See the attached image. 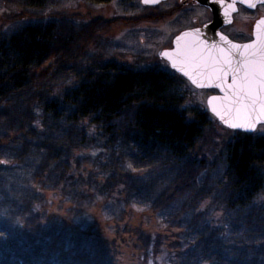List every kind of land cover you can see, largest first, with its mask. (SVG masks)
I'll use <instances>...</instances> for the list:
<instances>
[{
    "label": "trees",
    "instance_id": "obj_1",
    "mask_svg": "<svg viewBox=\"0 0 264 264\" xmlns=\"http://www.w3.org/2000/svg\"><path fill=\"white\" fill-rule=\"evenodd\" d=\"M12 1L33 15L59 0ZM76 21L43 14L0 30V264H61L48 239L62 233L63 220L31 215L42 190L75 181L70 160L89 145L98 149V193L121 184L127 204L181 232L169 264H264V135L229 129L206 163L198 148L212 115L186 105L184 78L165 64L80 60L98 28ZM53 55L52 72L37 78ZM126 231L141 263L155 264L160 235Z\"/></svg>",
    "mask_w": 264,
    "mask_h": 264
},
{
    "label": "rangeland",
    "instance_id": "obj_2",
    "mask_svg": "<svg viewBox=\"0 0 264 264\" xmlns=\"http://www.w3.org/2000/svg\"><path fill=\"white\" fill-rule=\"evenodd\" d=\"M193 7L187 5L175 10L176 0H163L154 5H143L140 0H112L106 4L59 0L53 6L38 9L31 15L12 0H0V30H9L35 15L55 14L65 19L74 18L77 24L88 21L98 28L80 60L86 57L90 60L104 58L105 61L135 67L164 65L158 51L169 47L171 38L181 28L196 25L202 19L200 8L196 5ZM56 56H51L35 69V74L39 76L37 78L52 72ZM178 89L185 93L186 105L205 109L208 90L198 89L188 82ZM211 119L207 131L209 136L202 140L198 148V152L205 155L206 163L218 155L222 141L229 136L228 128L213 116ZM253 132L264 135V124L257 125ZM97 152L98 149L90 145L81 152L77 151L75 158L70 160L72 169L68 172L75 181L41 191L42 199L37 202L39 207L31 216L36 217L38 213L40 220L37 221L41 223L51 217H59L64 222V230L59 236H49L48 251L61 264H146L145 261L141 263L143 260L134 249L133 242L128 241L130 235L126 230L137 226L151 235H160L161 249L155 255L154 263L169 264L170 244L180 239L181 232L166 230L158 221V216H154L150 210L127 204L128 201L118 190L121 184L114 186L112 192L98 193L102 183L95 162ZM13 166L16 173L23 174L22 166L20 168L17 161ZM71 189L74 197L68 192ZM108 194L110 196H105ZM209 203V198L203 200L200 209ZM222 207L221 204L214 206L213 224H217ZM89 221L94 224L88 225Z\"/></svg>",
    "mask_w": 264,
    "mask_h": 264
},
{
    "label": "water",
    "instance_id": "obj_3",
    "mask_svg": "<svg viewBox=\"0 0 264 264\" xmlns=\"http://www.w3.org/2000/svg\"><path fill=\"white\" fill-rule=\"evenodd\" d=\"M160 1L163 0H157L156 3H144V0H140V3L154 5ZM194 1L210 8L211 20L201 26L181 29L172 37L171 46L160 49L158 56L170 69L196 88H216L217 93L208 95L205 105L207 111L221 125L232 130L253 132L257 125L264 124V106L258 103L253 111L247 99H242V84L246 74L250 75L254 71V93L262 86L260 78L264 77V52L252 43L234 42L218 30L220 22L217 3L210 0ZM225 61H230V65ZM174 63L176 67H173ZM234 69L239 71L234 73ZM224 72L227 75H224ZM234 75L236 85L229 87L233 85ZM193 80L196 83H193ZM218 84L220 87H216ZM258 99L264 100V92L259 93ZM232 124L244 126L233 128L230 126ZM253 124L255 127H250Z\"/></svg>",
    "mask_w": 264,
    "mask_h": 264
},
{
    "label": "flooded vegetation",
    "instance_id": "obj_4",
    "mask_svg": "<svg viewBox=\"0 0 264 264\" xmlns=\"http://www.w3.org/2000/svg\"><path fill=\"white\" fill-rule=\"evenodd\" d=\"M176 3L177 8H174L175 10L182 9L187 5L192 9L195 8L194 5L200 8L202 19L198 24L188 27L201 26L212 18L210 8L198 4L194 0H176ZM215 3L218 5L217 13L220 22L218 30L234 42H249L261 48L264 52V0H244V2H241V0H221V2ZM229 5L232 7H229ZM184 80L190 83L187 79L184 78ZM200 89L208 90V95L217 93L216 88L211 86L201 87Z\"/></svg>",
    "mask_w": 264,
    "mask_h": 264
},
{
    "label": "snow or ice",
    "instance_id": "obj_5",
    "mask_svg": "<svg viewBox=\"0 0 264 264\" xmlns=\"http://www.w3.org/2000/svg\"><path fill=\"white\" fill-rule=\"evenodd\" d=\"M157 0H144V3H156ZM210 2H221V0H210ZM241 2H244V0H241ZM229 7H232L231 5H229ZM199 31V30H197ZM223 38V37H222ZM179 39V38H178ZM247 47V46H245ZM166 55V53L164 54ZM225 63H228L230 65V61H225ZM173 67H176V64H173ZM183 71V69H181ZM234 73L236 71H239V69H234L233 70ZM187 74V73H185ZM224 75H227L226 72L223 73ZM255 78H256V73L253 71L250 75L246 74V76L244 77V82L242 84V88L244 89V96L242 97V99H247L249 105L251 106L252 110H255V106L260 103L262 106H264V100H260L258 99V95L260 92H264V77H261V82H262V86L256 90V92L254 93L253 90V84L255 82ZM193 83H196L195 80H193ZM236 85V79H235V75L233 77V85H230L229 87H232ZM216 87H220V85H216ZM215 111V109H213ZM225 123H227V121H225ZM233 128L236 127H243L244 125H238V124H232L230 125ZM250 127H255V125H250Z\"/></svg>",
    "mask_w": 264,
    "mask_h": 264
}]
</instances>
